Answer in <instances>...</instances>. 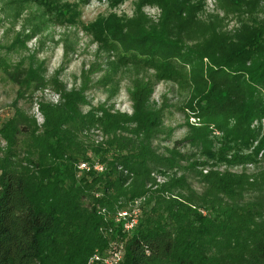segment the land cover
<instances>
[{
  "label": "trees",
  "instance_id": "1",
  "mask_svg": "<svg viewBox=\"0 0 264 264\" xmlns=\"http://www.w3.org/2000/svg\"><path fill=\"white\" fill-rule=\"evenodd\" d=\"M155 1L162 22L131 21L138 35L126 50L133 47L158 78L188 90L194 119L163 154L153 145L164 129L150 84L130 94V115L119 114L0 57V73L19 92L51 87L58 96L55 104H37L42 125L16 108L0 126V264H87L112 241L123 245L122 264H264V26L179 49L167 33L180 27L187 35L190 11ZM186 146L204 160L188 165ZM95 161L103 174L77 176L79 164ZM196 169L200 193L185 174ZM135 202L140 218L127 235L112 217Z\"/></svg>",
  "mask_w": 264,
  "mask_h": 264
},
{
  "label": "rangeland",
  "instance_id": "2",
  "mask_svg": "<svg viewBox=\"0 0 264 264\" xmlns=\"http://www.w3.org/2000/svg\"><path fill=\"white\" fill-rule=\"evenodd\" d=\"M172 3L176 12L190 11L188 26L193 27L187 35L179 31L180 27L172 29L175 34L167 33V42L179 49L212 37L232 38L245 26H264V0ZM162 18L155 0H0V57L14 67H33L38 81L57 82L66 91L83 90L90 107H103L119 114L130 115V94L138 84H150L154 90L151 98L163 111L164 129L153 145L163 154L165 148L171 149L175 142L183 140L188 134L187 126L194 123L186 110L188 90L174 81L158 78L145 60L136 58L133 47L126 50L138 35L131 30V21L146 20L149 27L157 28ZM178 34L179 44L175 41ZM127 35L130 41L126 45L123 40L129 39ZM31 88L19 92L0 73V126L13 116L16 108L34 117L39 126L43 124L37 104H55L58 96L51 87L36 91V86ZM88 109L84 107L83 111ZM90 137L101 141L97 132H91ZM4 149L0 138V157ZM181 150L187 154L188 165L204 160L195 148L186 146ZM245 168L253 171L252 166ZM219 170L239 173L242 168L221 166ZM200 171H185L191 188L199 193L204 189L198 177Z\"/></svg>",
  "mask_w": 264,
  "mask_h": 264
},
{
  "label": "built area",
  "instance_id": "3",
  "mask_svg": "<svg viewBox=\"0 0 264 264\" xmlns=\"http://www.w3.org/2000/svg\"><path fill=\"white\" fill-rule=\"evenodd\" d=\"M76 169L77 176H80L83 173L103 174L106 170L103 164L96 161L87 164L81 163ZM139 203L140 202H135L134 204L129 205L126 210H122L112 217L114 224L121 228L122 233L128 235L132 233L137 226L141 213ZM99 213L106 218L107 213L105 210H101ZM123 259V245L117 241H112L103 253L96 251L88 260L87 264H122Z\"/></svg>",
  "mask_w": 264,
  "mask_h": 264
}]
</instances>
